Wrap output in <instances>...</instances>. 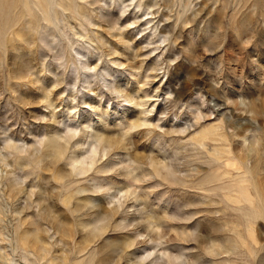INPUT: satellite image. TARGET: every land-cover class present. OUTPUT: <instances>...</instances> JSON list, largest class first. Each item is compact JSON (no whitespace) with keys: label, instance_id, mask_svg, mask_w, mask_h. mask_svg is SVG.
I'll list each match as a JSON object with an SVG mask.
<instances>
[{"label":"rangeland","instance_id":"obj_1","mask_svg":"<svg viewBox=\"0 0 264 264\" xmlns=\"http://www.w3.org/2000/svg\"><path fill=\"white\" fill-rule=\"evenodd\" d=\"M194 262L264 264V0H0V264Z\"/></svg>","mask_w":264,"mask_h":264},{"label":"bare ground","instance_id":"obj_2","mask_svg":"<svg viewBox=\"0 0 264 264\" xmlns=\"http://www.w3.org/2000/svg\"><path fill=\"white\" fill-rule=\"evenodd\" d=\"M102 139V138H101ZM112 139V138H111ZM102 140H104V141H106V142H108L109 144L111 143V141L109 140V139H102ZM108 146V145H107ZM113 146V145H112ZM152 164V163H151ZM156 169V168H155ZM177 256V255H176ZM169 258V257H168ZM195 263V262H194ZM196 264V263H195Z\"/></svg>","mask_w":264,"mask_h":264}]
</instances>
